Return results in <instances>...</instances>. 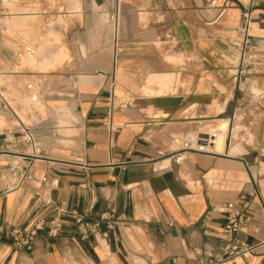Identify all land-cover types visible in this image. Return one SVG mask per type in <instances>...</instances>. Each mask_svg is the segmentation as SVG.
Wrapping results in <instances>:
<instances>
[{
  "label": "crops",
  "instance_id": "obj_1",
  "mask_svg": "<svg viewBox=\"0 0 264 264\" xmlns=\"http://www.w3.org/2000/svg\"><path fill=\"white\" fill-rule=\"evenodd\" d=\"M67 5L80 21L69 29L71 88L55 99L64 107L15 121L34 145L0 156L27 175L17 187L0 178V264H264V0ZM243 28L255 65L240 75ZM218 118L217 152L181 150ZM254 187L247 233L225 234L224 205ZM56 209L57 237L42 230L31 250L14 248L4 228ZM78 220L99 227L82 238ZM234 239L252 250L234 254Z\"/></svg>",
  "mask_w": 264,
  "mask_h": 264
},
{
  "label": "rangeland",
  "instance_id": "obj_2",
  "mask_svg": "<svg viewBox=\"0 0 264 264\" xmlns=\"http://www.w3.org/2000/svg\"><path fill=\"white\" fill-rule=\"evenodd\" d=\"M67 2L68 0H10L2 4L0 91L10 105L8 112L11 109L12 116H6L7 111L2 112L4 114L0 115V119H5L8 125L1 129L12 128L19 118L29 124L25 117L27 114L33 118L35 112L45 114L47 110H61L64 107L63 102L55 99L71 88L69 66L74 54L69 46V29L76 24L75 20L80 21V16H67L64 13L72 8ZM25 10L38 15L21 21V15L16 13ZM57 12L60 16H56ZM7 13L10 15H6ZM55 52L56 56L50 62L44 61L50 59ZM34 94L38 96L37 99ZM49 96L54 98L46 99ZM211 127L223 130L218 123ZM209 128L210 126L202 131Z\"/></svg>",
  "mask_w": 264,
  "mask_h": 264
},
{
  "label": "built area",
  "instance_id": "obj_3",
  "mask_svg": "<svg viewBox=\"0 0 264 264\" xmlns=\"http://www.w3.org/2000/svg\"><path fill=\"white\" fill-rule=\"evenodd\" d=\"M4 2L5 0H1ZM245 20L249 19L246 13H244ZM241 34V43L243 45V54L240 70V75L248 74L249 68L253 63L252 55L248 53L249 48L251 47L250 37L247 34V30L239 29L237 30ZM246 32V33H244ZM241 87V85H240ZM245 86H242L241 91ZM9 103L5 99V95L0 91V115L4 114L2 112L9 111ZM209 136H203L200 132L188 135L180 143V148L183 151H194L203 154H212L215 151H209L205 149V144H208ZM27 143L29 146L33 147V138L32 135L26 131L24 128L19 127L18 125L15 128L11 129H1L0 128V156H9L12 155L18 160L20 156L19 146ZM11 176L15 180V187L20 185L27 177L25 166L20 165L19 161H14L13 165L9 164H0V178L4 179L5 175ZM40 182L43 185H47L45 177L40 179ZM50 186H55L54 181L49 182ZM9 189L8 185L5 186L3 190L0 191V194L6 192ZM260 204V191L258 187H254L247 194H242L238 197L237 201H231L224 205L222 209L223 219H224V228L223 231L225 234H237V233H247L250 225L252 216L250 213V207L254 204ZM62 211L57 210L52 218L39 217L35 219L30 225L26 227H6L4 231L10 237L12 245L17 250H31L33 247L34 241L38 232L45 230L49 237H57L61 229V220L60 215ZM112 218V214L103 213L100 215L99 222H109ZM78 230L82 234V238L87 237V234L93 233L94 228L99 227V223H96L90 226L87 223H83L81 220L77 221ZM107 226H109L107 224ZM105 235V234H104ZM230 250L235 254L244 253L252 250V248L247 247L239 239H234L233 244L230 247Z\"/></svg>",
  "mask_w": 264,
  "mask_h": 264
},
{
  "label": "bare ground",
  "instance_id": "obj_4",
  "mask_svg": "<svg viewBox=\"0 0 264 264\" xmlns=\"http://www.w3.org/2000/svg\"><path fill=\"white\" fill-rule=\"evenodd\" d=\"M6 2V1H5ZM51 4V3H50ZM48 8V7H47ZM49 9V8H48ZM51 9V8H50ZM74 13L75 11H69V12H64V13ZM78 13H79V11H77ZM44 13H46V12H44ZM47 13H49V11L47 12ZM72 13V15L74 16V14ZM17 15L19 14V15H21L23 18H24V16L26 17H29V18H31L32 16L34 17V15H38V13H36V12H32V11H23V12H20V13H16ZM50 14V13H49ZM56 14V16H60V14L57 12V13H55ZM77 14V13H76ZM52 15H54V14H52ZM55 16V15H54ZM56 56V52L53 54V56L50 58V59H48V60H44L45 62H50L54 57ZM225 107V106H224ZM226 108V107H225ZM9 109V108H8ZM221 109V108H220ZM14 110V109H13ZM10 112H11V109H10ZM14 113H15V111H13ZM226 112V111H225ZM12 113V112H11ZM224 113V112H223ZM15 114H17V113H15ZM14 114V115H15ZM17 118V117H16ZM213 121V120H212ZM218 123V125H219V127H221L223 130L221 131V130H219L218 128L217 129H214V127H211L210 126V128L207 130V131H204V132H200V134H202L203 136H209V138H207V140H208V144H205V149L206 150H211V151H215V152H217V147H219V145H220V143L222 142V140H223V142H224V140H225V138H226V124H227V122H226V120L225 119H221V118H218V119H216V121L214 122V123ZM26 127V126H25ZM0 128H2L1 126H0ZM192 135V134H191ZM32 150V149H31Z\"/></svg>",
  "mask_w": 264,
  "mask_h": 264
}]
</instances>
